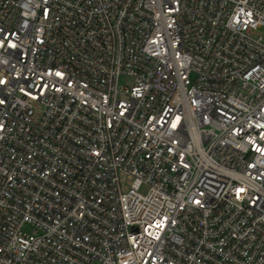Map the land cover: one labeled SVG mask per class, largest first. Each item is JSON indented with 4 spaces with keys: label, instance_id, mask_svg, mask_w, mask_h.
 <instances>
[{
    "label": "built area",
    "instance_id": "2783aa9c",
    "mask_svg": "<svg viewBox=\"0 0 264 264\" xmlns=\"http://www.w3.org/2000/svg\"><path fill=\"white\" fill-rule=\"evenodd\" d=\"M0 264H264V0H0Z\"/></svg>",
    "mask_w": 264,
    "mask_h": 264
},
{
    "label": "rangeland",
    "instance_id": "374dc122",
    "mask_svg": "<svg viewBox=\"0 0 264 264\" xmlns=\"http://www.w3.org/2000/svg\"><path fill=\"white\" fill-rule=\"evenodd\" d=\"M121 83L124 84V83H125V80H122ZM142 191H143V192H146V191H147V188H146V187L143 188Z\"/></svg>",
    "mask_w": 264,
    "mask_h": 264
}]
</instances>
